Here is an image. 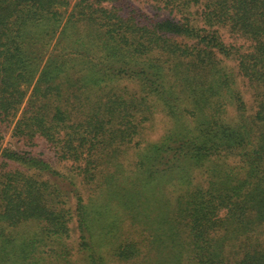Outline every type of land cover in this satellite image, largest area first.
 I'll list each match as a JSON object with an SVG mask.
<instances>
[{
  "label": "trees",
  "instance_id": "16d2710c",
  "mask_svg": "<svg viewBox=\"0 0 264 264\" xmlns=\"http://www.w3.org/2000/svg\"><path fill=\"white\" fill-rule=\"evenodd\" d=\"M116 1L78 0L64 20L68 0H0V124L34 82L13 135L75 164L59 173L2 148L0 131L1 228L36 222L62 241L74 194L89 264L106 250L138 264H264V0H153L180 15L155 24ZM218 25L252 42L237 59L258 98L251 118L216 61L232 53ZM156 112L170 124L147 141ZM20 235L0 229V253L18 258Z\"/></svg>",
  "mask_w": 264,
  "mask_h": 264
},
{
  "label": "rangeland",
  "instance_id": "374dc122",
  "mask_svg": "<svg viewBox=\"0 0 264 264\" xmlns=\"http://www.w3.org/2000/svg\"><path fill=\"white\" fill-rule=\"evenodd\" d=\"M68 1L70 5L64 13V20L71 11L73 4L78 0ZM111 6H114L118 13L123 16H128L133 12L137 13L139 16H146V18H149L150 20L149 21L147 19L146 23L149 24H155L166 19L178 20L180 17L179 14L174 13V15L168 10L162 9L153 0H117ZM213 29L216 30L223 43L227 47L232 48V53L227 57L220 56L216 53V61H221L220 64H222L223 70L234 75L236 79L235 88L242 96L246 105L245 115L247 118H251L257 110L258 98L256 99V92L253 91V88H251L247 80L238 73L237 59L239 54L249 52L252 49V42L237 33H232L227 26L221 27L218 25L213 27ZM51 50L52 49L50 48L48 52ZM33 84L34 82L28 87L23 102L15 114V118L12 119L9 124H0V131L2 134L1 147L9 148L18 152H26L30 155L44 159L59 173L68 174L73 170L75 164L70 161H58L54 153V144L48 143L41 137H36L32 142H30L13 135L14 124L16 120L21 117V113L26 107ZM132 86L135 87L136 85ZM118 88L121 91L122 84H119ZM135 88H137V86ZM223 97V100L228 103L226 106L227 114L225 115V118H227V121L231 123L237 122L242 116L238 111H236V106L230 103L228 95H224ZM169 124L168 119L162 113L156 112L154 114L153 121L151 123L150 121H147L144 124V133L147 141L156 140L157 137L161 135L167 127H169ZM228 163L232 166H236L237 158H231ZM238 163L241 164L240 160ZM79 180L80 179H78V181ZM82 194L84 198H86L87 195L84 192ZM69 198L71 201L69 202L67 200L68 202H66V205L63 206L70 212V214H67V218L70 217V221L68 223V237L63 235L62 241H58L54 238V234L52 233L45 236L42 231L44 227L43 224L38 225L36 222H23V224L19 223L15 226L2 225L3 228L0 226V229L3 230L6 242L7 236L14 239L16 233H21L20 237L23 239V244L19 250L16 249V252L19 254L18 258H11L9 255L5 256L4 253H0V264H89L88 258L85 257V250L79 244L77 224L73 214L75 195L72 194ZM32 237L36 240L33 248L28 242ZM104 255L107 258L106 264H138L137 261H140L134 260L127 262L125 260H121L120 258L113 257L111 250L108 252L106 250Z\"/></svg>",
  "mask_w": 264,
  "mask_h": 264
}]
</instances>
